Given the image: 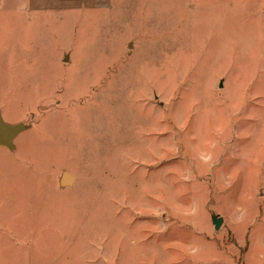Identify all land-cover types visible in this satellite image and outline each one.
Instances as JSON below:
<instances>
[{
    "label": "rangeland",
    "instance_id": "rangeland-1",
    "mask_svg": "<svg viewBox=\"0 0 264 264\" xmlns=\"http://www.w3.org/2000/svg\"><path fill=\"white\" fill-rule=\"evenodd\" d=\"M0 264H264V0H0Z\"/></svg>",
    "mask_w": 264,
    "mask_h": 264
},
{
    "label": "bare ground",
    "instance_id": "bare-ground-1",
    "mask_svg": "<svg viewBox=\"0 0 264 264\" xmlns=\"http://www.w3.org/2000/svg\"><path fill=\"white\" fill-rule=\"evenodd\" d=\"M64 179H66V178H64Z\"/></svg>",
    "mask_w": 264,
    "mask_h": 264
}]
</instances>
